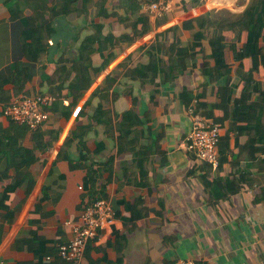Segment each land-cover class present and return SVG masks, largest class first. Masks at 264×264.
I'll return each instance as SVG.
<instances>
[{"label":"crops","instance_id":"1","mask_svg":"<svg viewBox=\"0 0 264 264\" xmlns=\"http://www.w3.org/2000/svg\"><path fill=\"white\" fill-rule=\"evenodd\" d=\"M131 1L85 0V5H81L82 1L77 0L69 7L66 5L70 12L52 18L50 27L44 31L49 35L45 39L46 48L37 62L29 64L30 79L24 90L4 86L10 101L21 95L49 93L57 96L60 104L56 112L47 113L46 122L38 129L42 133V145L34 150L35 159L27 168L32 187L26 193L25 180L8 194L6 211L0 210V264H43L45 254L54 256L57 245L70 238L67 222L75 221L81 208L96 197L111 200L113 221L86 243L84 264H171L179 259H191L199 264H264V204L250 203L257 186L241 188L215 206L210 205L200 176L210 178L215 171L204 172V163L178 147L188 130L187 110L194 101L186 108L180 94L183 89L192 94L201 90L205 80L202 54L187 59L183 72L170 82L159 83L157 77L153 84L141 83L125 76L127 70L153 59L144 50L155 34L178 26L211 6L230 7L233 0H198L200 3L194 7L190 6L193 0H168L172 5L170 11L159 17H151L146 11V5L155 0H137L138 12L131 16L129 9L134 7ZM27 3L28 0H0L2 79L14 63L24 60V18L33 17L43 24L48 20L47 12L39 15L37 8ZM64 3L65 0H46L45 6L47 10L62 9ZM200 6L207 9L200 10ZM16 9H20L18 16L10 18L11 10ZM137 15H145L147 32L130 44L107 45L106 49L90 55L93 68L107 54L109 58L96 74L89 70L91 84L64 118L63 107L71 100L65 87L72 71L67 73L68 80L58 91L54 88L60 79L55 78L57 81L52 84L47 80L58 68L70 67L68 58L77 52L81 42L86 48L95 49V37L99 34L116 37L129 32L125 25ZM170 39L185 46L193 38L180 30L177 35L169 33ZM200 43L203 54H208L207 39ZM106 77H112L110 85ZM224 82L222 77L213 84L210 97L214 96L216 86ZM231 82H236L234 74ZM97 110H108L111 122L115 121L114 114L125 110L140 119L135 135L137 146L151 148L146 156L142 184L134 178L136 167L131 154L116 155L117 133L113 130L109 133L101 124L106 119L94 117ZM7 124L0 119V128ZM225 128L226 124L221 127L220 135ZM229 135V148L235 152L234 134ZM65 139L68 145L63 147ZM243 140V136H237L239 144ZM20 142L30 148V133H22ZM96 146L100 149L96 155H88L81 149L92 150ZM61 148L63 153L57 156ZM4 166L2 161L0 169ZM87 170L94 171L92 186L84 181ZM227 172L224 165L217 175L227 176ZM4 185L0 182V189Z\"/></svg>","mask_w":264,"mask_h":264},{"label":"trees","instance_id":"2","mask_svg":"<svg viewBox=\"0 0 264 264\" xmlns=\"http://www.w3.org/2000/svg\"><path fill=\"white\" fill-rule=\"evenodd\" d=\"M76 1L65 0L62 9L47 10L46 0H28L27 4L35 6L39 15L42 12H47L48 20L43 24L41 20L33 17L26 16L24 18L26 26L23 30L26 47L24 60L14 63L10 73L5 78H0V119H4L8 123L5 128H0V163L5 162L4 168L0 169V182L5 184L0 189V210L6 211L5 201L8 194L20 187L25 180V192L27 193L32 187L33 180L29 177L27 168L35 159L34 150L42 145V133L38 132L40 126L29 130L26 126L10 121L1 115V109L12 102L9 91L4 86L11 85L13 88L24 90L30 79L29 64L37 62L46 48L45 39L49 35L44 31L50 27L51 19L58 15H67L71 9L66 8V5L69 7ZM81 1V5H85V0ZM131 2L134 3V7L129 9V12L134 17L135 12H138V1ZM241 2L238 1L236 4ZM199 3L198 0H193L190 6L194 7ZM9 6H12V2ZM199 8L201 10L204 6ZM19 11L20 9L11 10L10 18L18 16ZM124 20H128V18ZM125 26L129 32L116 37L111 34H99L98 37H95V49L86 48L81 42L77 49V56L70 60V67L68 69L63 66L58 68L47 80V83L52 84L57 81L55 78L60 79L54 88L55 91H58L62 84L68 80L67 73L72 71L73 75L65 87L66 95L71 96V100L67 106L63 107L64 118L68 117L71 107L91 84L92 77L89 70L96 74L106 65L109 58L107 54L100 65L93 68L90 55L95 51L100 52L106 49L107 45L119 42L130 44L148 30L145 15H137ZM180 30L187 32L193 38L185 46H179L177 40H169V33L171 36L177 35ZM202 39L208 41V54H203L200 43ZM144 51L145 54L152 55L153 59H150L146 64H139L127 70L125 76L141 83L151 84L157 77L159 83L172 81L183 72L187 59L193 58L196 54H202V75L205 80L200 85L201 90L192 94L183 89L180 98L186 108L191 100H194L189 105L194 113H199L204 118L219 123L221 127L226 124L224 133L219 134L218 137V162L215 175L210 178H206L204 175L200 176L207 192L208 203L215 206L219 201L237 193L241 188L257 186L250 203L264 204V0H248L238 13L225 11L211 14L206 11L198 16L187 18L181 21L178 26L168 27L155 34L154 40ZM235 62L236 65H233ZM233 74L236 77L235 83L231 82ZM222 77H225L224 84L217 85L214 96L210 97L213 84ZM105 81H108V85H110L112 77H106ZM57 99L49 107L41 108V110L43 109L46 113L56 112V108L60 104ZM201 99L204 101H200ZM98 116H101V119H106L102 120L101 124L106 126L109 133L112 130L117 133L115 137L116 155L131 154V161L136 167L134 178L137 179L138 184H142L146 176L144 164L146 156L151 153V148L150 145L147 147L137 146L135 135L140 119L135 118V113L128 110L114 114V122H111L108 110H97L94 117ZM25 132L30 133L32 140L30 148L23 147L20 142L21 135ZM230 132L234 134L233 147L237 149L235 152L229 148ZM237 136L244 137L241 144L237 142ZM67 145L68 139H65L62 146ZM81 149L88 155H96L100 150L97 146L92 150L85 147ZM62 153L63 149L61 148L57 156ZM63 156L66 157V153ZM193 158L195 160L194 155ZM110 161L111 159H108V163ZM224 165L227 166L228 172L227 176L221 177L217 173ZM203 167L204 172L210 170L207 163H204ZM93 176L94 171L87 170L84 181L89 183V186H92ZM42 197L43 193L40 198ZM55 254L54 256L52 254L45 255L55 258ZM54 261L61 263L57 259Z\"/></svg>","mask_w":264,"mask_h":264},{"label":"built area","instance_id":"3","mask_svg":"<svg viewBox=\"0 0 264 264\" xmlns=\"http://www.w3.org/2000/svg\"><path fill=\"white\" fill-rule=\"evenodd\" d=\"M172 5L168 0H155L146 5V11L151 17H159L170 11ZM215 8L214 6H211ZM57 99L49 93H34L21 95L1 109V115L10 121L34 130L46 122L48 115L41 108H47ZM65 103V102H64ZM189 116L188 130L178 143V147L190 152L199 162L207 163L211 171H215L218 162L217 143L221 131L219 123L194 113L191 107L187 110ZM81 187L78 186V189ZM1 192V190H0ZM113 221L111 200L96 197L81 208L75 221L67 222L71 236L67 242L57 245L55 258L45 255L43 264H84V249L97 231L110 226ZM57 259L61 263L54 261ZM171 264H199L191 259H179Z\"/></svg>","mask_w":264,"mask_h":264},{"label":"rangeland","instance_id":"4","mask_svg":"<svg viewBox=\"0 0 264 264\" xmlns=\"http://www.w3.org/2000/svg\"><path fill=\"white\" fill-rule=\"evenodd\" d=\"M238 1H242L241 3H238V5L236 4ZM248 0H233L231 3V6H226V5H221V6H214L215 8H208V12H210L211 14L214 13H223L225 11H232L233 13H238L242 10V8L244 7L245 3ZM208 2V1H206ZM189 7V6H188ZM187 7V8H188ZM207 9V8H204ZM77 52H75V54H72V56L70 58H68V60L73 59L75 56H77Z\"/></svg>","mask_w":264,"mask_h":264}]
</instances>
